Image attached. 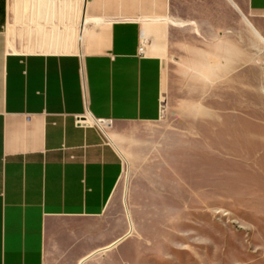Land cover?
Returning a JSON list of instances; mask_svg holds the SVG:
<instances>
[{
    "label": "crops",
    "instance_id": "0c3cea01",
    "mask_svg": "<svg viewBox=\"0 0 264 264\" xmlns=\"http://www.w3.org/2000/svg\"><path fill=\"white\" fill-rule=\"evenodd\" d=\"M68 3L73 32L13 48L0 0V264L112 256L120 237L108 211L135 125L175 106L183 69L193 116H214L217 87L247 65V36L264 48V0Z\"/></svg>",
    "mask_w": 264,
    "mask_h": 264
},
{
    "label": "rangeland",
    "instance_id": "374dc122",
    "mask_svg": "<svg viewBox=\"0 0 264 264\" xmlns=\"http://www.w3.org/2000/svg\"><path fill=\"white\" fill-rule=\"evenodd\" d=\"M8 6L3 35L13 48L77 24L64 21L68 0ZM246 43L247 65L217 87L214 116H193L183 69L175 106L122 144L108 211L120 242L96 264H264V48Z\"/></svg>",
    "mask_w": 264,
    "mask_h": 264
},
{
    "label": "built area",
    "instance_id": "2783aa9c",
    "mask_svg": "<svg viewBox=\"0 0 264 264\" xmlns=\"http://www.w3.org/2000/svg\"><path fill=\"white\" fill-rule=\"evenodd\" d=\"M144 45H145V42H144V40H142L139 43V47H138L139 54H142L143 53ZM85 120H86L85 118L79 117V118H77L76 122H77V124L82 125L83 123H85Z\"/></svg>",
    "mask_w": 264,
    "mask_h": 264
},
{
    "label": "bare ground",
    "instance_id": "6f19581e",
    "mask_svg": "<svg viewBox=\"0 0 264 264\" xmlns=\"http://www.w3.org/2000/svg\"><path fill=\"white\" fill-rule=\"evenodd\" d=\"M85 1V0H84ZM85 4V3H84ZM9 7V6H8ZM11 9H12V11H14V9H15V7H14V5H12V7H11ZM82 16V15H81ZM81 21H82V17H81ZM84 22V21H83ZM262 41L264 42V37H262Z\"/></svg>",
    "mask_w": 264,
    "mask_h": 264
}]
</instances>
